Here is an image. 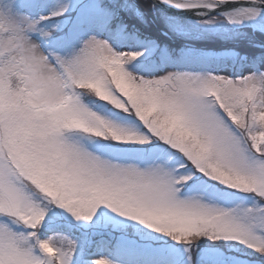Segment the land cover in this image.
Here are the masks:
<instances>
[{"label":"snow or ice","instance_id":"1","mask_svg":"<svg viewBox=\"0 0 264 264\" xmlns=\"http://www.w3.org/2000/svg\"><path fill=\"white\" fill-rule=\"evenodd\" d=\"M0 264H264V0H0Z\"/></svg>","mask_w":264,"mask_h":264}]
</instances>
